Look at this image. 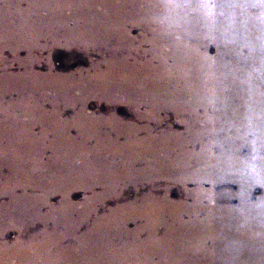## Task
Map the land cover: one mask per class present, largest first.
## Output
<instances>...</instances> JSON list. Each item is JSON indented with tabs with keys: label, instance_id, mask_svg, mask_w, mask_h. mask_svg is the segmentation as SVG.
Returning <instances> with one entry per match:
<instances>
[{
	"label": "bare ground",
	"instance_id": "1",
	"mask_svg": "<svg viewBox=\"0 0 264 264\" xmlns=\"http://www.w3.org/2000/svg\"><path fill=\"white\" fill-rule=\"evenodd\" d=\"M59 1L0 0V264H264V195L253 199L264 187V7L215 0L209 17L200 0ZM101 47L77 73L52 64L59 48ZM121 103L192 125L204 108V160L175 152L171 133L139 136ZM231 182L237 193L204 190Z\"/></svg>",
	"mask_w": 264,
	"mask_h": 264
},
{
	"label": "rangeland",
	"instance_id": "2",
	"mask_svg": "<svg viewBox=\"0 0 264 264\" xmlns=\"http://www.w3.org/2000/svg\"><path fill=\"white\" fill-rule=\"evenodd\" d=\"M176 2H183V0H174ZM221 1V0H219ZM61 2V4H64L63 0L59 1ZM52 6H54V3H51ZM108 4L107 1H104V5ZM223 8L227 11L230 12L229 8L225 6V4L223 5ZM259 13L258 10L253 11L252 15L257 16ZM204 17V15L202 16ZM55 21L60 22L61 20L59 18H54ZM140 29V30H139ZM136 28L133 29L131 32L133 34V36H137L140 31L141 28ZM206 41H211V40H206ZM220 44L214 43V42H208L206 43V49L208 50V53L211 57H216L219 53H218V49H219ZM84 49H71V50H67L64 48H59L55 51V53L53 54V66L57 69V71L59 73H67V72H76L79 70H85L89 67V65L92 62H101L100 61V57L102 56V53L104 52V47H101L100 49H98L97 51H95L92 54H87V51H83ZM146 53L150 52V50L145 49ZM11 53V52H9ZM4 54L3 56L5 58H7V60H11L13 59L15 56L14 54ZM23 57V59H26L28 57V53L27 52H23V54L21 55ZM11 57V58H10ZM10 58V59H8ZM242 55H241V60H242ZM5 63V62H4ZM1 65V63H0ZM45 66H40L37 68L38 71L40 72H44L45 71ZM113 76L114 74L111 73ZM109 76L108 79H111L110 73L105 74V76ZM106 76V77H107ZM190 84H192V81H189ZM100 104L99 102L97 103L96 101H91L88 105L89 110L90 111H96V105ZM143 106L139 107V109H135V111H132L131 108L126 105V103H121L119 105H117L116 107V112L117 115L124 119L125 121H132V123H134L135 125L138 126V129L140 130L139 136H143L144 132L146 130L152 129L155 134H157L158 132H162V133H171L173 135L178 136L181 139V142L176 143L174 145V151L180 153L181 151H185V152H189L195 155H199L202 154L203 160H204V156L206 155V153L208 152L209 148L206 146V144L204 142L198 141L197 140V135H202L206 132H208L210 130L209 126L206 124V121L202 116L204 114V108H200L196 111V119H197V123L195 125H192V121L191 118L188 117L187 113H180V112H176L174 110H163L161 108H159L155 113L150 112V108L147 104L142 103ZM219 111H222L219 110ZM215 112V111H213ZM157 113V117L152 116V114H156ZM215 127L219 128L220 123H214L213 124ZM227 130V127H226ZM162 133H160V135L164 136ZM229 136L231 138H236V131L235 130H229L228 131ZM223 136V135H221ZM166 138V135L164 136ZM186 139V140H185ZM202 139H204V137H202ZM128 144H130V141H127ZM243 144L248 145L247 147H244L241 150V155L242 156H246L247 152H248V148L251 149L252 146V140L248 139L246 140ZM227 146V147H232L234 145L229 144V143H223L222 147ZM225 151L226 149L223 148ZM160 149L158 148L156 151L158 152L159 158L160 159H165L163 157H161ZM213 153H217L218 150L216 151V148L212 149ZM165 154V153H164ZM167 157V154H165ZM29 172V171H28ZM159 176V173L156 174ZM41 186L44 185V183L46 182L44 179H38ZM44 180V181H43ZM157 181L158 184L160 185H166L168 184L166 181L164 180H155ZM249 182H254L253 180H246ZM44 182V183H42ZM232 184H228V185H224L222 187H217L214 185L211 186L210 184H206L204 185V190L205 191H214L213 193L217 194V193H227V192H232V193H237L239 191L237 184L235 182H231ZM240 183V182H239ZM247 186L249 187L250 184L246 185L245 184V188H247ZM42 188H44V186H42ZM187 191L189 192H195L197 189V186L195 185V183H191L186 187ZM44 190V189H43ZM169 191H170V198L172 200H177L179 198L182 197L183 195V189L180 185V182L178 180H176L175 182H172L170 187H169ZM38 193V192H37ZM29 195H32V192L29 191L28 192ZM41 197L44 199L46 197L45 193L43 194V191H41L40 193ZM84 193L82 191H76L73 193V196H71L73 201H80L83 198ZM264 195V187L263 186H256V189L254 191L253 194V199L256 201L258 200L260 197H262ZM54 203H58L57 200L54 201ZM212 204L214 205L215 202H212ZM130 227H132V225H130ZM13 236V235H12Z\"/></svg>",
	"mask_w": 264,
	"mask_h": 264
},
{
	"label": "snow or ice",
	"instance_id": "3",
	"mask_svg": "<svg viewBox=\"0 0 264 264\" xmlns=\"http://www.w3.org/2000/svg\"><path fill=\"white\" fill-rule=\"evenodd\" d=\"M183 2L187 3L188 0H183ZM245 3H255L264 7V0H244ZM201 7L206 10V13L209 17H213L215 12L213 11L216 7L215 0H200Z\"/></svg>",
	"mask_w": 264,
	"mask_h": 264
}]
</instances>
